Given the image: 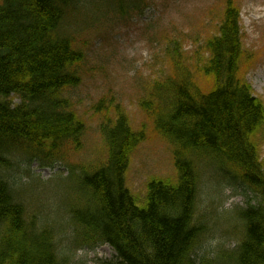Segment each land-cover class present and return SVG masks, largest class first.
Here are the masks:
<instances>
[{
	"label": "trees",
	"instance_id": "trees-1",
	"mask_svg": "<svg viewBox=\"0 0 264 264\" xmlns=\"http://www.w3.org/2000/svg\"><path fill=\"white\" fill-rule=\"evenodd\" d=\"M129 1L135 7L133 2L146 0H118L123 14ZM80 3L0 2V264H74L58 250L53 227L29 214L17 197L15 167L38 161L51 168L67 162L65 146L80 148L85 125L63 96L81 80L77 68L84 53L70 34ZM205 50L182 62L179 48L168 46L174 73L142 102L173 146L175 179H151L145 204H136L126 176L146 134L132 129L118 105L116 119L101 126L106 160L80 173L69 166L79 192L72 223L83 245L113 248L115 259L104 264H264V159L256 141L264 133V103L240 73L244 50L233 0H227L218 33ZM195 78L208 82L205 90ZM157 100L162 104L155 108ZM204 162L254 196L234 212L243 226L238 246L211 258L199 255L207 228L197 216Z\"/></svg>",
	"mask_w": 264,
	"mask_h": 264
},
{
	"label": "rangeland",
	"instance_id": "rangeland-1",
	"mask_svg": "<svg viewBox=\"0 0 264 264\" xmlns=\"http://www.w3.org/2000/svg\"><path fill=\"white\" fill-rule=\"evenodd\" d=\"M109 1L81 0L78 15L70 24L75 47L83 51L84 60L77 68L79 85L66 89L63 96L85 125L79 150L65 146L70 151L67 162L55 163L51 168L24 158L18 159L24 163L15 167L17 197L29 214L38 215L42 224L53 227L58 250L74 264H104L113 261L116 253L107 244H82L72 223L71 206L79 192L74 189L76 177H71L69 166H76L80 173L82 167L93 168L106 160L101 126L108 118L116 119L118 105L132 129L146 134V140L132 154L126 176L136 204L139 207L145 204L151 179L176 178L173 146L157 132L142 102L155 93L157 83H163L174 73L167 58L168 46L171 50L179 48L182 62L195 53L205 55L206 41L217 35L227 3V0H146L141 12L136 3L135 9L130 6L126 9L128 15H123L115 8L105 14ZM233 3L240 10L244 50L240 73L251 85L253 96L264 103V0H233ZM113 4L116 6L118 0ZM195 80L205 90L208 82ZM19 102L14 98L15 104ZM160 104L157 100L155 108ZM256 141L264 159L263 131ZM205 163L197 216H202L207 228L199 255L211 258L219 250H234L238 246L243 226L234 212L246 208L254 196L223 180Z\"/></svg>",
	"mask_w": 264,
	"mask_h": 264
}]
</instances>
